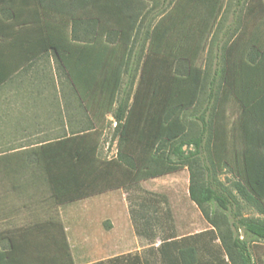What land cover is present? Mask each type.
<instances>
[{
  "label": "trees",
  "instance_id": "trees-1",
  "mask_svg": "<svg viewBox=\"0 0 264 264\" xmlns=\"http://www.w3.org/2000/svg\"><path fill=\"white\" fill-rule=\"evenodd\" d=\"M168 1L170 8L153 27L129 103L134 80L124 83L123 78L138 70L127 58L141 19L152 11L148 0H0V86L21 67L14 57L19 44L44 43L59 54L62 45L79 42L116 43L119 50L116 60L101 67L64 66L92 128L27 152L32 162L7 167L13 162L6 161V171L34 164L53 204L65 206L188 167L193 170L191 200L202 209L215 206L228 226L225 233L215 216V230L167 238L150 248L149 257L97 264H264L251 251L252 244L264 242V221L243 217L238 197L218 179L219 172L229 170L240 199L264 215V0H237L232 24L220 38L225 0ZM48 17L58 27L51 30ZM84 21L93 37L81 41L75 28ZM205 53L212 54L214 70L206 106L197 116L200 131L193 136L185 116L199 107L205 89ZM121 91L114 112L118 153L105 160L99 155L105 117ZM0 264L75 261L64 227L51 218L0 228Z\"/></svg>",
  "mask_w": 264,
  "mask_h": 264
},
{
  "label": "crops",
  "instance_id": "crops-1",
  "mask_svg": "<svg viewBox=\"0 0 264 264\" xmlns=\"http://www.w3.org/2000/svg\"><path fill=\"white\" fill-rule=\"evenodd\" d=\"M155 18L149 12L137 27L132 52L127 58L131 68H141L144 62L158 20ZM47 19L51 30L58 27L53 18ZM87 29L85 21L76 26L75 34L81 41L93 37ZM110 35L112 42L118 40L116 31ZM14 51L16 63L21 67L0 86V92L4 90L6 98L11 103L14 101L12 106L0 107V130L4 140L18 149L12 158L4 160L32 162L27 152L66 137L57 138L60 133L68 132L70 136L73 131L88 128L89 113L64 66L90 64L101 67L105 62L116 60L119 50L116 43L79 42L62 45L60 54L44 43L19 44ZM133 80L134 77L129 75L123 78L124 83ZM136 80L138 82L139 77ZM143 185L144 182L141 184L144 189ZM119 191L125 190L55 206L50 202V193L41 172L33 169L3 171L0 172V228L19 229L54 218L65 229L75 264H81L76 260L77 254L80 258L100 259L94 264L124 256L144 259L152 247L149 242L153 219L151 206L143 200L139 203L124 200V205H120L114 199ZM77 226L82 228L79 234L72 232ZM134 250L136 254L131 255Z\"/></svg>",
  "mask_w": 264,
  "mask_h": 264
},
{
  "label": "rangeland",
  "instance_id": "rangeland-1",
  "mask_svg": "<svg viewBox=\"0 0 264 264\" xmlns=\"http://www.w3.org/2000/svg\"><path fill=\"white\" fill-rule=\"evenodd\" d=\"M148 1L152 6L151 12L156 16L155 19H159L160 15L170 8L171 1ZM236 2L237 0H225L224 15L221 26L219 27V32L217 34L218 38L222 37V34L225 32V30L232 24L233 13L236 9ZM211 55V53H205L201 58V63L206 67V70L208 72V79L201 96L199 107L196 110L187 113L185 116L186 125L190 131V135L193 136L198 135L200 131L201 123L199 122V120H197V116L200 115L201 111L206 106L207 97L209 94V81L213 74L215 63V60ZM138 77L139 68L134 74V84L130 87L128 92L129 103H131L132 101L133 94L138 83L136 80ZM124 86L122 87V90L124 89ZM122 92L123 91H121L120 95L117 98V104L115 105L114 111L105 117L104 129L102 132L101 145L99 149L100 157L105 160L114 158L118 153V131L117 124L114 118V112L117 108L118 103L123 98ZM6 96L7 93L4 90L0 92V107L14 105V101H12L11 103V101L7 99ZM90 128H92V124L89 118V125L87 129ZM81 131L77 130L71 133H79ZM68 134V132L60 133L57 138L68 136ZM9 143L10 141L6 142L4 140L3 131L0 130V172L6 171V169L8 170L7 167L17 165L14 163L16 161H10L13 163L5 168L8 163L4 159L12 158L16 154L15 152L18 149L15 145H11V143ZM200 167L201 165L199 164V173L202 174L204 172L200 169ZM35 168L36 166L34 164H27L23 170L27 171ZM192 172L193 170H190L188 167H183L174 174L144 182V189L141 187V184H143L141 183L139 186L129 189L127 192L126 190L119 191L114 195L115 201H117L120 205H124L125 201L127 203H139L143 200L146 204H149L151 206L153 219L151 223L152 225L150 227L151 236L149 237V242L154 248H158L163 240L173 236L182 237L185 235L199 234L207 230H215L211 223L212 220L215 219V216L217 217L223 233H225L226 229L228 228L225 220L222 218L221 212L218 211L215 206H206L204 209H202L199 208L191 200L189 187L191 184ZM218 179L238 197L240 202L241 215L243 217L261 219L264 221V215H261L256 209L246 205V203L242 201V199H240V196L232 186L233 182L236 181V178L229 170L225 169L222 172H219ZM144 191L145 195L143 194ZM51 201L52 200H50V202ZM76 212L79 213V211ZM13 228L15 227H3L1 229L9 230ZM81 229V227L77 226L75 228H72V232L74 233L77 231V234H79ZM216 243L221 247L220 239H218ZM251 251L256 260L260 259L264 261L263 241L252 244ZM134 254H136L135 250L131 253V255ZM146 254V257H149V253ZM150 259L157 260L158 256L156 254H151ZM76 260L81 264H94L95 262L100 261V259L91 256L80 258L78 254L76 256ZM157 264H159V262H157Z\"/></svg>",
  "mask_w": 264,
  "mask_h": 264
}]
</instances>
